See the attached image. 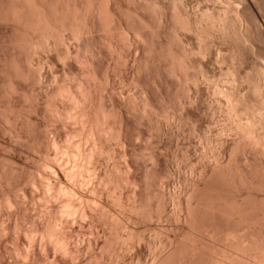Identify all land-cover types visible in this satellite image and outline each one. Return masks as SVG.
Returning <instances> with one entry per match:
<instances>
[{
  "label": "bare ground",
  "instance_id": "6f19581e",
  "mask_svg": "<svg viewBox=\"0 0 264 264\" xmlns=\"http://www.w3.org/2000/svg\"><path fill=\"white\" fill-rule=\"evenodd\" d=\"M0 22V264H264V0Z\"/></svg>",
  "mask_w": 264,
  "mask_h": 264
},
{
  "label": "rangeland",
  "instance_id": "374dc122",
  "mask_svg": "<svg viewBox=\"0 0 264 264\" xmlns=\"http://www.w3.org/2000/svg\"><path fill=\"white\" fill-rule=\"evenodd\" d=\"M0 23H2V22H0ZM2 25H4V27L2 26ZM3 27V28H2ZM7 27V26H6ZM5 29V23H3V24H0V33L1 32H3V30ZM112 61V60H111ZM214 64V63H213ZM212 64V65H213ZM32 66V65H31ZM34 66V65H33ZM32 66V67H33ZM213 66H215V67H217L216 66V64H214ZM35 67V66H34ZM57 67L58 68H60V64L58 63L57 64ZM57 68V69H58ZM131 91H133L132 89H131ZM209 95V94H208ZM207 95V97L205 96V101L207 102V100H209V98H210V95L208 96ZM214 107V114L216 115H218V116H220L219 118H221L220 119V122H225L224 121V118L222 117V114H221V112H220V110H218V107L217 106H213ZM215 107H217V108H215ZM217 110V111H216ZM216 112V113H215ZM218 112H220V113H218ZM223 120V121H222ZM216 126H217V124H209V126H208V129L210 128V130H212V129H215L216 128ZM212 128V129H211ZM2 133V132H1ZM0 133V140L1 141H4L7 137H8V135L6 134V136H4L5 134L4 133H2L1 134ZM4 134V135H3ZM222 136H224V133H223V135ZM0 141V142H1ZM2 143V142H1ZM0 143V144H1ZM0 147H1V145H0ZM181 173L184 175V176H186V177H188V178H190L192 175H194V173H193V171H189V169H185V171H181ZM188 175V176H187ZM177 180V181H176ZM179 181H181V180H178V179H175L173 182H172V189H174L175 190V192H176V194L178 195L179 194V196L182 194V184H181V182H179ZM181 185V186H180ZM169 207H170V209H174L175 208V206H174V204H169ZM143 256L145 257V260L146 259H148L149 258V255H148V252L147 251H145V254H144V252H143Z\"/></svg>",
  "mask_w": 264,
  "mask_h": 264
}]
</instances>
